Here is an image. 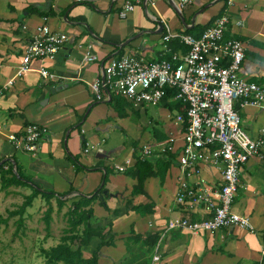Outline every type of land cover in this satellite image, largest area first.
Returning <instances> with one entry per match:
<instances>
[{
	"label": "crops",
	"instance_id": "obj_1",
	"mask_svg": "<svg viewBox=\"0 0 264 264\" xmlns=\"http://www.w3.org/2000/svg\"><path fill=\"white\" fill-rule=\"evenodd\" d=\"M153 1L155 7L141 0H0V164L16 162L45 190L62 194L74 189L68 203L94 193L102 182L103 168L113 169L108 185L110 197L106 199L110 211L99 201L93 206L94 227L102 230L105 242L110 243L101 249L98 264H264V158H251L243 166L232 207L235 213L251 219L255 233L240 227L221 228L213 234L168 230L172 218L194 222L208 217L201 206L188 212L177 203L180 178L196 187L204 180L216 190L222 184L221 167L201 164L188 176L174 164L163 185L151 177L144 188L148 196H132L137 180L125 172L135 165L134 156L150 160L161 156L157 144L162 141L158 138L164 136L167 141L179 135V112L157 106L161 119L150 122L152 130L147 131L148 126H137L128 118L146 112L147 104L141 109L131 104L115 110L108 102L97 101L88 88L89 82L102 78L104 65L111 58L135 55L151 64L170 55L166 44L172 51L176 47L177 52H182L177 40L163 41L166 28L162 18L173 33L194 28L196 35L225 13L230 19L228 36L237 37L245 46L240 76L264 86V0H236L229 9L225 0H195L179 13L170 4H177V0ZM127 4L136 8L127 18H121L119 14ZM45 23L54 34L65 38L62 51L53 59L34 60L33 70L5 87L22 64L33 29ZM87 51L97 59L84 61ZM40 68L56 74L58 79L45 81L38 72ZM71 81H75L72 86L51 93L52 88ZM239 115L241 127L249 136L260 137L264 110L249 106L239 108ZM31 123L46 128L41 150L35 154L15 148L8 139L10 134H21ZM114 130L134 138L125 161L114 165L125 168L124 172L109 165L122 148L99 149ZM150 143L155 145L152 155L143 156V148L153 146ZM93 149L97 152L90 157ZM68 154L85 168L98 167L99 171L78 170ZM19 188L3 192H17ZM128 200L132 202L130 206ZM147 203L154 204L152 214L142 216L132 209ZM116 209L117 214L113 212ZM94 249V245L83 247V252L89 254L84 258H89ZM156 254L159 261H154Z\"/></svg>",
	"mask_w": 264,
	"mask_h": 264
},
{
	"label": "built area",
	"instance_id": "obj_2",
	"mask_svg": "<svg viewBox=\"0 0 264 264\" xmlns=\"http://www.w3.org/2000/svg\"><path fill=\"white\" fill-rule=\"evenodd\" d=\"M155 7L153 0H141ZM195 0H177V7L184 9ZM231 8L236 0H225ZM127 4L119 16L127 18L135 10ZM166 28L165 43L177 40L187 50L173 52L166 44L170 59L163 58L146 64L135 55L111 58L103 68L101 79L89 82L88 88L99 102H108L113 96H123L134 106L149 104L159 106L166 95V87L178 90L175 100L187 105L186 117L178 113L179 135L170 136L157 147L162 154L175 155L174 164L182 173L191 176L201 164L221 167L222 184L211 189L204 180L198 187L180 178L177 203L185 211L192 212L201 206L207 218L191 222L186 218H172L168 230L185 229L191 232L215 233L221 228L240 227L256 232L251 219L233 211V203L240 186L243 166L251 158H264V129L261 136L252 138L241 127L239 108L249 106L264 110V86L240 76L245 60L244 43L235 36H228L230 19L225 13L206 28L200 37L191 34L173 33L162 18ZM27 26L23 29L27 30ZM65 38L54 34L50 26L41 24L33 29L24 50L22 64L5 87L14 84L16 78L33 70L32 62L38 59H53L64 45ZM97 57L87 51L84 61ZM223 63H226L225 65ZM45 81H56L58 76L45 68L38 70ZM3 90H0V100ZM239 102L237 106L236 103ZM46 128L39 124L27 125L21 134H10L8 139L17 149L36 153L41 150ZM89 150H84L87 153ZM143 156H150V146L143 148ZM117 171L125 168L114 166ZM158 251V250H157ZM264 253V245L262 247ZM156 254L154 261H159Z\"/></svg>",
	"mask_w": 264,
	"mask_h": 264
},
{
	"label": "trees",
	"instance_id": "obj_3",
	"mask_svg": "<svg viewBox=\"0 0 264 264\" xmlns=\"http://www.w3.org/2000/svg\"><path fill=\"white\" fill-rule=\"evenodd\" d=\"M222 15L223 14H221L219 17ZM213 22L214 21L206 25L202 29V32L211 26ZM193 31L194 28L191 30L186 29L182 33L191 34L197 38L202 34L201 32L195 35ZM176 45L182 49L183 53H185L187 50V48L179 41H176ZM175 48L173 52H177ZM166 58L170 59L171 55H167ZM223 64L225 65L226 63ZM165 90L166 95L159 106L162 105L164 108L169 109L172 112H179L184 117H186L187 105L182 101L175 100L178 90L176 88L169 87H166ZM108 103L111 105L113 104V108L115 110L133 105L128 98L123 96H113L112 99L108 101ZM120 115L123 116V114ZM164 138L165 137L162 136L161 138H158V141L163 142ZM67 157L76 164L78 170L86 169L89 171H99L98 167L85 168L75 157H72L70 154H68ZM134 157L136 161L135 165L125 172L126 176L137 180V184L132 190V196H136L138 194L148 196L144 190L146 181L149 178L154 177L159 180L161 185H163L168 169L174 165L175 155L161 154V156L155 160H150V158L142 159L138 158L137 156ZM2 160L3 159L1 158L0 162H2ZM103 171L104 174L102 177V182L97 190L90 195L80 196L78 200H74L70 204L69 210L66 213L69 227L64 230L65 234L62 236L59 244L47 249L42 248L40 250L42 256H44L46 259V264H98L101 249L104 246L110 245L109 242H105L106 235L103 234V231L94 227V221L96 219L93 209L94 204L99 201L102 207L110 211L109 207L107 206L106 199L110 197L108 185L110 183L109 176L110 174H113V169L111 170L108 167H104ZM11 187L28 188L31 190L29 195H23L24 201L20 206L16 207L14 210L7 211V218H0L1 224L3 222H7L8 219L18 217V230L24 227L27 209L32 208L34 201L38 198H41L45 200L47 204V209L43 219L46 224V229L49 232L51 229L54 213V205L52 201L54 199L56 200L58 211L61 212L71 199L70 196L75 192L74 189L62 194L45 190L39 184H37L32 177L26 175L23 169L20 168L16 162L10 163L9 161H5L4 163L0 164V189L2 191H7ZM105 191H107L106 195H104ZM100 197L103 198L100 199ZM131 204L132 202L128 200L127 206H130ZM132 209L136 213L145 216L153 213L154 204H140L138 206H134ZM113 212L117 214L119 209L113 210ZM148 243L151 242L148 241ZM90 245H94L95 249L89 258H84L83 247H88Z\"/></svg>",
	"mask_w": 264,
	"mask_h": 264
},
{
	"label": "rangeland",
	"instance_id": "obj_4",
	"mask_svg": "<svg viewBox=\"0 0 264 264\" xmlns=\"http://www.w3.org/2000/svg\"><path fill=\"white\" fill-rule=\"evenodd\" d=\"M111 105V104H110ZM147 111H142L140 116H129V122L136 124L137 126L143 125L147 127L146 130H152L149 126L150 122H156L160 120L159 107L147 104ZM113 108V104L111 105ZM145 105L135 106L143 108ZM130 107V106H126ZM125 107V108H126ZM116 122H120L118 118ZM134 142V138L131 134L122 131L114 130L110 138H107V143H103L99 149H108L113 146L122 148L119 154H115L113 161L110 162V166L125 161V155L127 151H130V146ZM149 145L152 149H155L154 143ZM116 149V147H114ZM97 150H92L90 157L94 156ZM112 174H110L111 176ZM109 176V177H110ZM109 189V187H108ZM20 191L3 192L0 190V218H7L8 210H14L20 206L23 201V195L29 194L30 189L19 188ZM107 192V191H106ZM70 203L58 211L56 200H53L54 213L53 221L51 223V229L48 232L46 224L44 222V214L47 209L45 200L38 198L34 201L33 207L28 208L25 214L24 227L18 230L17 220L18 217L8 219L7 222L0 224V264H46V259L41 254L42 248H49L59 244L62 236H64V230L69 227L66 213L69 210ZM49 233V234H48ZM95 245V244H94ZM89 256V254H85ZM150 255V253H148Z\"/></svg>",
	"mask_w": 264,
	"mask_h": 264
},
{
	"label": "water",
	"instance_id": "obj_5",
	"mask_svg": "<svg viewBox=\"0 0 264 264\" xmlns=\"http://www.w3.org/2000/svg\"><path fill=\"white\" fill-rule=\"evenodd\" d=\"M170 4L177 11V13H179L180 9L177 7V5L175 3H172V2H170ZM74 83H75V81H73V82L71 81V82H66L64 84H60L59 86H56V87L52 88L51 89V93L55 94L57 92L63 91L64 89L72 86ZM104 194H106V191L104 192Z\"/></svg>",
	"mask_w": 264,
	"mask_h": 264
}]
</instances>
